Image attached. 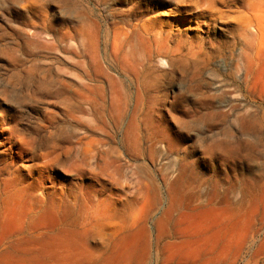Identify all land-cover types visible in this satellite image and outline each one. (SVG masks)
<instances>
[{
    "label": "rangeland",
    "instance_id": "374dc122",
    "mask_svg": "<svg viewBox=\"0 0 264 264\" xmlns=\"http://www.w3.org/2000/svg\"><path fill=\"white\" fill-rule=\"evenodd\" d=\"M210 1L0 0V264H264L212 197L264 174V0Z\"/></svg>",
    "mask_w": 264,
    "mask_h": 264
},
{
    "label": "bare ground",
    "instance_id": "6f19581e",
    "mask_svg": "<svg viewBox=\"0 0 264 264\" xmlns=\"http://www.w3.org/2000/svg\"><path fill=\"white\" fill-rule=\"evenodd\" d=\"M219 1H222V0H211L210 4L215 5ZM222 4H224V3H222ZM250 23H251L250 19L248 17H246V18H244V21H242V23L239 25L241 28L240 35H242V37L245 38L246 43H247V40H248L247 38L249 37V35H253L254 32L258 31V29L255 30V28L253 26H251ZM242 56L244 58V62H247V69L250 70L253 67L255 62H262L263 61L262 59H263L264 53L261 50V48L259 47L258 51L254 54V57H255L254 60H253V58H249V55L245 51H242ZM245 75L247 78L248 72H246ZM254 95L255 94L253 92H250V96L252 97L253 100L258 99L261 101V107H259V108L256 107L255 109H253L252 113L248 115V118L245 121V123H246L245 126L248 129H255L258 126L264 127V92L262 94L257 95V97H255ZM257 113H259L258 116L256 115ZM258 120H260V121L258 122ZM216 148H217V150H219V152L217 154V163H218V166L220 168L219 171L222 170V172H223L224 171V163L227 160V158H225L226 157L225 151H227L225 148H227V147L225 146L224 143H220V144L216 145ZM17 179H18L17 176L12 177V179L8 182V183H11V187H6L3 190V192H0V200L1 201L6 202L9 199H12L14 197H20L23 195L25 189L24 188H18L17 185H15V182H17ZM212 197H213V201H214L213 211L215 213V220L219 226V233H221L219 235H222L223 237H225V242H224V245L222 247V251H227L230 248H232V246L234 244V238H232L230 236H224L225 231H226V225L231 224V222L235 219L237 211L238 210H248L249 214H251L253 212H260V213L264 214V174L262 175V180L260 178L259 181L255 184H252V182L245 180L237 188L234 187L233 185L232 186L230 185V186H227L226 188H223V190L215 191L212 194ZM209 204H210V202L207 203V205H209ZM68 215H70L72 217L75 216L72 212H70V214H68ZM202 215H204L205 217H208V213L206 211H202ZM75 217H77V216H75ZM205 217H204V220L202 223L203 227L208 224V220L205 219ZM250 221H251V219H249V227H248L249 230H250L251 225H252ZM250 231H252V230H250ZM261 233H262V231H256L255 234L252 235L251 240L252 241L255 240L254 238L259 236ZM260 240H261V242H260V246H259V250H258L259 254H261V252H264V232L261 234ZM246 242H247V239L245 237L241 241V244L244 245ZM256 243H257V241H256ZM203 249H204V246H203ZM248 250H249V248H248Z\"/></svg>",
    "mask_w": 264,
    "mask_h": 264
}]
</instances>
